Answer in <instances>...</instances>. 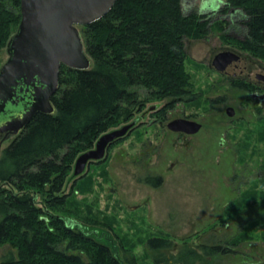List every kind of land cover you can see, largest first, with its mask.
I'll use <instances>...</instances> for the list:
<instances>
[{"label": "rangeland", "instance_id": "374dc122", "mask_svg": "<svg viewBox=\"0 0 264 264\" xmlns=\"http://www.w3.org/2000/svg\"><path fill=\"white\" fill-rule=\"evenodd\" d=\"M181 3L186 13L220 16L212 10L220 0ZM223 17L228 19L229 13ZM77 27L83 33V26ZM225 28L244 33L237 22ZM184 43L191 93L173 105L169 98L151 99L128 121L107 128L133 123L102 159L90 161L78 176L72 175L73 163L61 213L98 229L122 259L124 249L138 262L154 264L155 258L185 247L202 252L204 245H222L228 251L204 255L202 262L264 264V100L247 89L250 81L258 83L256 73H264V59L211 29L203 37H185ZM228 50L247 65L240 61L230 72L217 70L213 59L222 51L233 56ZM7 57L3 47L0 65ZM256 89L264 93V86ZM228 106L235 110L231 116ZM180 117L201 123V128L188 134L167 127ZM9 141L0 140V156ZM152 236L171 245L152 248L146 243ZM11 251L16 255L11 243L0 244V260Z\"/></svg>", "mask_w": 264, "mask_h": 264}, {"label": "trees", "instance_id": "16d2710c", "mask_svg": "<svg viewBox=\"0 0 264 264\" xmlns=\"http://www.w3.org/2000/svg\"><path fill=\"white\" fill-rule=\"evenodd\" d=\"M212 10L220 18L212 11L186 13L181 0H115L106 14L82 25L90 67L61 65L54 111L36 113L1 152L0 244L11 243L16 255L8 252L0 264H142L125 249L120 258L98 229L61 213L69 195L65 182L79 152L107 128L128 121L151 99L169 98L173 105L191 93L185 37H203L210 28L264 59V0H220ZM228 13L231 18H222ZM19 20L20 0H0V50ZM236 22L243 34L225 31ZM146 243L171 245L159 236ZM201 249L185 247L154 264H205L204 255L228 251Z\"/></svg>", "mask_w": 264, "mask_h": 264}, {"label": "water", "instance_id": "95a60500", "mask_svg": "<svg viewBox=\"0 0 264 264\" xmlns=\"http://www.w3.org/2000/svg\"><path fill=\"white\" fill-rule=\"evenodd\" d=\"M115 0H20V20L8 38L7 59L0 65V135L18 134L38 112L52 113L51 96L59 84L61 65L86 69L91 58L78 25H87L106 14ZM229 58V59H228ZM232 55L220 52L213 64L230 72ZM258 76L264 80V74ZM226 113H235L228 106ZM133 126L127 123L105 131L94 146L74 161L73 174L80 175L90 161L102 159L110 144ZM173 131L196 133L201 123L175 118L167 123Z\"/></svg>", "mask_w": 264, "mask_h": 264}, {"label": "flooded vegetation", "instance_id": "af4514ba", "mask_svg": "<svg viewBox=\"0 0 264 264\" xmlns=\"http://www.w3.org/2000/svg\"><path fill=\"white\" fill-rule=\"evenodd\" d=\"M228 51H230V53H233V56H232V59H231V63H232V65H231V68L233 69L235 66H237V63L238 62H240V61H242V62H240L241 64V66L243 67V66H246L247 64H245L244 63V61L242 60V57H239L238 55H236L235 54V52H232L231 50H228ZM223 52V51H222ZM218 54V53H217ZM236 56H237V58H236ZM216 57V56H215ZM215 59V58H214ZM214 59H213V61H214ZM229 59V58H228ZM238 59V60H237ZM244 59V58H243ZM260 72H258V73H256L255 74V78L257 79V84H255V83H252V81H250L249 83H247V84H249L248 85V87H247V89H255L254 91L255 92H253L252 93V96L253 97H255V98H258L259 99V101L260 102H263V100H264V93H258L257 91V89H256V87L258 88L260 85L261 86H264V80L263 79H261L259 76H258V74H259ZM264 74V73H263ZM260 84V85H259ZM23 130V129H22ZM21 130V131H22ZM20 131V132H21ZM19 132V133H20ZM18 133V134H19ZM17 134H6V133H4V134H1L0 135V140L3 142V141H11V139L13 138V137H15ZM9 141V142H10Z\"/></svg>", "mask_w": 264, "mask_h": 264}, {"label": "bare ground", "instance_id": "6f19581e", "mask_svg": "<svg viewBox=\"0 0 264 264\" xmlns=\"http://www.w3.org/2000/svg\"><path fill=\"white\" fill-rule=\"evenodd\" d=\"M215 23V22H214ZM216 25V24H215ZM211 27V26H210ZM210 29V28H209ZM208 32V31H207ZM222 39V38H221ZM186 61V60H185Z\"/></svg>", "mask_w": 264, "mask_h": 264}]
</instances>
